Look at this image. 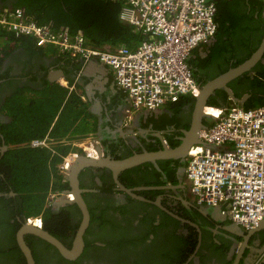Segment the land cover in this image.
I'll use <instances>...</instances> for the list:
<instances>
[{"label":"flooded vegetation","instance_id":"1","mask_svg":"<svg viewBox=\"0 0 264 264\" xmlns=\"http://www.w3.org/2000/svg\"><path fill=\"white\" fill-rule=\"evenodd\" d=\"M66 2L0 0V11H12L18 7L31 17L27 15L30 10H37L40 6L47 14L57 10L68 14L70 10L66 8ZM38 20L50 26L54 23L53 20L45 22L41 16ZM262 20L260 13L257 19L249 20L246 27L233 29L228 39L218 40L214 36L203 45V54L209 58L205 64L195 62L191 65L198 85L202 86L239 65L257 50L264 38ZM60 29L66 30V27ZM77 32L83 33V30ZM37 60V56L29 57L16 51L8 56L1 71L0 264H28L19 246L20 234L34 264H264V228L250 234L251 242L245 245L240 259L235 261V252L240 247L234 245L232 237L238 236L224 230L232 220L217 208L196 203L185 175L188 151L185 156L145 160L119 170L116 175L110 166L84 165L76 175V188L68 178L66 182L60 180L59 185L63 187H50L46 194L47 197L51 191H57L58 198L50 205L45 203L41 213L28 215L32 209L31 199L17 192L10 180L13 170L7 163V152L16 145L7 143L4 133L11 130L14 123L12 117L2 110L6 98L26 82L20 72L24 65L32 64L41 69ZM260 71L264 73V51L249 71L227 83L237 98L249 93L248 98L242 103L234 101L224 88H217L207 98V104L213 103L215 107L231 103L251 107L261 105L264 84L256 82L258 78L264 80L258 74ZM100 104L106 103L101 100ZM172 107L136 110L124 134L117 131L114 135L111 131L113 137L102 142L104 155L121 160L135 154L176 148L182 142L184 131L190 127L194 97L193 101L182 103L178 108ZM212 110L207 108L206 113L210 114ZM120 115L118 110L112 112L115 121L119 122ZM107 116L108 113L104 117ZM101 123L97 132L106 136ZM203 123L206 126L209 120L203 119ZM184 199L191 205L185 204ZM82 207L86 208L88 215L79 236L85 218ZM35 219L40 223L37 224ZM37 231L55 237L67 251L74 248L80 237L81 250L74 257L67 256Z\"/></svg>","mask_w":264,"mask_h":264},{"label":"built area","instance_id":"2","mask_svg":"<svg viewBox=\"0 0 264 264\" xmlns=\"http://www.w3.org/2000/svg\"><path fill=\"white\" fill-rule=\"evenodd\" d=\"M114 1L121 3L119 19L145 34L135 49L87 45L80 32L70 35L37 24L18 7L0 13V37L30 36L37 47L52 45L84 61L97 60L112 73L133 110L153 111L184 95H197L199 85L188 60L196 47L208 43L216 33L217 0ZM258 1L263 3L264 18V0ZM207 108L213 109L209 124L199 129V142L188 149L185 175L192 194L198 205L219 207L222 215L245 230L257 228L264 221V105L245 108L231 103ZM54 141L46 135L30 139L28 145L53 154ZM72 143L74 149L56 165L62 182L79 155L91 159L99 155L101 144L93 136ZM58 196L59 192L51 191L46 205Z\"/></svg>","mask_w":264,"mask_h":264},{"label":"trees","instance_id":"3","mask_svg":"<svg viewBox=\"0 0 264 264\" xmlns=\"http://www.w3.org/2000/svg\"><path fill=\"white\" fill-rule=\"evenodd\" d=\"M262 7L263 3L258 0H217L215 15L217 30L214 36L218 40H222L223 37H226L225 40L228 39L235 29L246 27L249 20L257 19ZM66 8L70 10L68 14L62 10L61 13L57 10L47 14L38 6L37 10L31 9L27 14L31 17L24 15L28 20L47 25L55 31L65 26L64 31L74 35L82 29L88 45L107 50L119 46L135 49L145 37L143 32L119 19L121 9L119 1L67 0ZM0 13L4 12L0 11ZM40 16L45 18V22L53 20L54 23L52 26L41 23L38 20ZM3 40L4 47L0 51V72L3 71L5 58L13 51L18 41L23 42L29 57L37 53L35 52L37 46L32 37L17 38L4 35ZM196 50L197 47L193 50V54ZM191 59L192 57L188 60L190 67L193 64ZM192 72L195 77L196 72L193 69ZM258 74L264 77L263 72L260 71ZM2 76L1 72L0 78ZM258 81L264 84V80L258 78L256 82ZM81 88L80 84L75 83V90L67 94V88L54 82H44L41 89H32L35 90L34 93L26 91L25 87H20L6 98L5 108L2 111L12 117L14 127L4 133V137L7 143L16 145L7 152V163L13 170L10 180L17 192H20L24 198L31 199L32 209L30 208L27 213L30 216L41 213L50 187H63L62 184L59 185L60 176L56 165L61 161V156L72 149V137H83L86 133L95 131L94 126H88L87 119L90 117L88 103L83 101L81 97L83 94L77 92V89ZM189 101H193V96L184 95L178 101L169 104L178 108L177 106ZM211 104L214 106L213 103H209ZM261 105H264V101ZM244 107L251 106L244 105ZM58 111L60 112L56 117ZM48 130L53 140L58 141L63 137L66 140L53 144L55 153L52 154L49 149L33 148L28 145L30 139L42 138Z\"/></svg>","mask_w":264,"mask_h":264},{"label":"crops","instance_id":"4","mask_svg":"<svg viewBox=\"0 0 264 264\" xmlns=\"http://www.w3.org/2000/svg\"><path fill=\"white\" fill-rule=\"evenodd\" d=\"M81 34L83 35V33ZM83 37L85 39L84 35ZM0 38V49L2 50V48L4 47V40L3 37ZM19 42L20 41L15 44V46L13 47V51L8 56L16 51L28 55V51L25 48L23 42ZM34 47L36 46L34 45ZM204 50V46L200 45L197 47V50L196 52H194V54L192 52L191 60H193V64L195 62L203 63V59H206L207 61L208 57L203 54ZM35 52L37 53L34 54V56L38 57L37 63L40 65L41 69L38 70L32 64L30 66H27L25 64L24 67L20 70L21 74H23L26 79V82H24L23 84L24 86H22L27 89H25L26 91L34 93L35 90L32 89H41L44 85V82H54L67 88V94H70L72 90H75V83H78L82 86V88L77 89V92L82 93L83 95H81V97L83 101H86V103H88L87 108L88 112L90 113V117L87 119L89 123L88 126L95 127L94 132H88L85 134V136L90 135L97 138L102 146V142L106 138L113 137L111 131H114V135L117 131H119L120 134H124V131L125 129H128V126L132 120V116L136 113V110H133L127 94L115 84L114 77L108 70V68H106L101 63L100 65H97L95 60L84 61L79 59L78 57L63 53L52 45H45L40 48L36 47ZM8 56L5 58V60L8 58ZM55 71H59L56 78L54 80H50L49 76H51V74ZM87 92L89 93V95H87ZM101 100L106 104H100ZM169 105L171 104H168L167 106ZM114 109L118 110L121 113L119 122L117 120L115 121L114 117H112V112L114 111ZM59 112L60 111H58L56 117L58 116ZM106 113H108V116L105 118L104 116ZM55 119L56 118H54V120ZM102 120L104 121L101 123ZM99 122L101 123L100 126L102 127V130L106 136H102L97 132ZM49 131L50 130H48L43 137H45L46 135L52 137ZM83 137H72V141H79ZM64 138L65 137H63V139L61 140L53 141L55 143L65 142L66 140ZM72 141L71 147L72 149H74ZM235 239L237 243L234 244L239 248L244 242V239L241 236H238ZM248 242H251L249 237L246 243ZM262 251H264V245L262 246ZM236 253H238V251L235 252V254ZM239 259L240 257H238V260Z\"/></svg>","mask_w":264,"mask_h":264},{"label":"water","instance_id":"5","mask_svg":"<svg viewBox=\"0 0 264 264\" xmlns=\"http://www.w3.org/2000/svg\"><path fill=\"white\" fill-rule=\"evenodd\" d=\"M263 51H264V38H263L260 46L257 48V50L255 52H253V54L248 59H246L245 61H243L239 65L228 69L227 71L223 72L222 74H219L218 76H216L215 78L206 82L202 86L199 85V92L197 95L194 96V107H193L190 127L188 130L184 131V137L181 138L182 142L176 148H174V149L165 148L164 150L135 154V155L130 156V157L125 158V159H121V160L117 159L116 160V159H111L108 156H105L104 150L102 149V146L100 145V147L98 146V148H97L98 153H99L97 159H90V158H87L81 154L72 162V164L70 165V168L68 170V180H69L70 184L74 188H76V182L75 181H76V175L78 173V170L82 166L87 165V164H92L95 166H103V165L110 166L113 168L114 174L116 175V173L119 170L130 167V166L135 165V164H138V163L145 161V160H154L155 158H160V157H165V156H167V157L185 156L189 147L191 145L199 142L197 135H198L199 129H201L202 127L205 126L203 123V119H207V120L210 119L209 114L205 112V107L209 106L207 104V98L217 88H224L226 90L229 98L234 100V101H239L242 103L246 98H248L250 96L249 93H245L242 95L241 98H237L232 93V91L228 87L227 83L230 80L234 79L235 77L241 75L242 73L249 71L251 69V67L257 62V60H259L261 58ZM95 62L97 63V65H100V62H98L97 60H95ZM58 72L59 71H55L54 73H52L51 76H49V79L54 80L56 78ZM87 95H89L88 92H87ZM225 106H227V105L216 106V107H225ZM255 106H259V104H256ZM155 203L159 204V201H156ZM184 203L187 205H191V203L185 199H184ZM213 208H217L220 211L219 207H213ZM82 209L84 210L85 218L82 221V224H81L82 226L80 228L81 230L79 232V236L82 233V228L87 223V215H88L86 208L82 207ZM186 222H189V221H186ZM189 223L194 225L195 227H197V225L194 224L193 222H189ZM262 228H264V221H262L257 226V228H254L251 230H245L242 226H240L238 223H236L233 220H232V223L230 226H226L224 228V230L230 231L231 233H235L236 235L241 236L244 239V242L241 244L240 248L238 249L239 251L237 253L235 261H237L238 257H240L242 255L243 248L247 244L246 241L248 240V237L250 236V234L253 232H256ZM37 232L43 238H46L47 240L54 243L67 256L74 257V256L78 255L80 250H81L82 240L80 237H78V241L76 242L74 248L72 250L67 251L64 248V246L55 237L51 236L47 232H41V231H37ZM232 239H233L234 243H237L235 238L232 237ZM19 246L21 247V249H22V251H23V253L27 259V263L28 264H34L32 254H31L29 248L24 243L21 234L19 235ZM234 248L235 247H233V250H234Z\"/></svg>","mask_w":264,"mask_h":264},{"label":"clouds","instance_id":"6","mask_svg":"<svg viewBox=\"0 0 264 264\" xmlns=\"http://www.w3.org/2000/svg\"><path fill=\"white\" fill-rule=\"evenodd\" d=\"M20 37H30V36H20ZM17 38H19V37H17ZM204 45V44H203ZM0 51H1V49H0ZM79 59H81V60H83L82 58H79ZM4 63H5V60H4ZM102 64V63H101ZM1 68V67H0ZM1 73V72H0Z\"/></svg>","mask_w":264,"mask_h":264},{"label":"rangeland","instance_id":"7","mask_svg":"<svg viewBox=\"0 0 264 264\" xmlns=\"http://www.w3.org/2000/svg\"><path fill=\"white\" fill-rule=\"evenodd\" d=\"M168 105V104H167ZM167 105H165V106H167ZM165 106H163V107H165Z\"/></svg>","mask_w":264,"mask_h":264},{"label":"bare ground","instance_id":"8","mask_svg":"<svg viewBox=\"0 0 264 264\" xmlns=\"http://www.w3.org/2000/svg\"><path fill=\"white\" fill-rule=\"evenodd\" d=\"M205 112H206V110H205Z\"/></svg>","mask_w":264,"mask_h":264}]
</instances>
